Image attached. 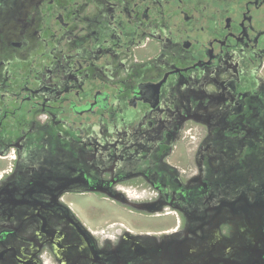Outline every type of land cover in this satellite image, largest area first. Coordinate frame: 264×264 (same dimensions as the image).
Segmentation results:
<instances>
[{"label":"flooded vegetation","instance_id":"flooded-vegetation-1","mask_svg":"<svg viewBox=\"0 0 264 264\" xmlns=\"http://www.w3.org/2000/svg\"><path fill=\"white\" fill-rule=\"evenodd\" d=\"M0 171V264H264V0H0ZM85 194L179 215L136 256Z\"/></svg>","mask_w":264,"mask_h":264},{"label":"rangeland","instance_id":"rangeland-1","mask_svg":"<svg viewBox=\"0 0 264 264\" xmlns=\"http://www.w3.org/2000/svg\"><path fill=\"white\" fill-rule=\"evenodd\" d=\"M191 142L192 140L188 139L186 144L182 143L180 145L174 158L175 163H187L185 149H193ZM180 166L184 167V165ZM120 187L125 190L126 195L133 201H142L147 196L144 192L146 189H144L141 181H133ZM69 201L77 211L81 221L86 223L92 232L96 233L95 237L98 239L111 237L109 239H113L112 241L116 239L117 232L123 227H128L143 236H146V233L158 234L167 231L176 225V217L179 215L169 210L168 213L170 214L168 215L149 216L148 213H140V211H134L130 207L115 203L104 195H71Z\"/></svg>","mask_w":264,"mask_h":264},{"label":"water","instance_id":"water-1","mask_svg":"<svg viewBox=\"0 0 264 264\" xmlns=\"http://www.w3.org/2000/svg\"><path fill=\"white\" fill-rule=\"evenodd\" d=\"M115 199L123 202L124 204H126L128 206L133 207L136 210L147 211V212L152 213V214L153 213H161L162 212V209H159V210L153 209L152 205L134 203L131 200H129L128 198H125L122 194H120L118 196H115ZM126 237L131 238V239H133L135 241V248L133 249V251L136 250L135 251V255L136 256H138V255L139 256H147L148 255L146 249H143V251L141 250L142 241L144 239H150V238H152V236H148V235L147 236H141V235L134 236L131 233L126 232ZM140 239L142 241H140ZM154 240L157 241L156 238H154ZM157 247H158L157 249L160 248L159 246H157ZM139 248H140V251H138L139 253H137V250Z\"/></svg>","mask_w":264,"mask_h":264}]
</instances>
